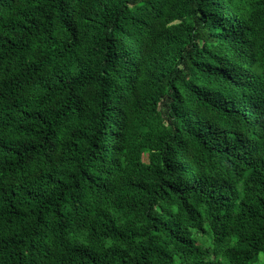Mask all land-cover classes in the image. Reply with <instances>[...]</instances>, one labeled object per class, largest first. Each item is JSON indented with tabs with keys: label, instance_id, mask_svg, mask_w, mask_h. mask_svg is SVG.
I'll use <instances>...</instances> for the list:
<instances>
[{
	"label": "trees",
	"instance_id": "1",
	"mask_svg": "<svg viewBox=\"0 0 264 264\" xmlns=\"http://www.w3.org/2000/svg\"><path fill=\"white\" fill-rule=\"evenodd\" d=\"M0 264H264V0H0Z\"/></svg>",
	"mask_w": 264,
	"mask_h": 264
}]
</instances>
